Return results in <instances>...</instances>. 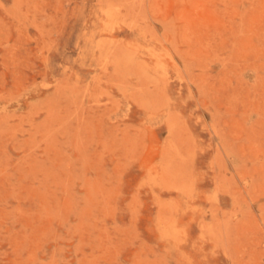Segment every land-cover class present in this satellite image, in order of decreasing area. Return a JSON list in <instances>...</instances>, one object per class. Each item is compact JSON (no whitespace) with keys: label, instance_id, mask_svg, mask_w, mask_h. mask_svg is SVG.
I'll return each mask as SVG.
<instances>
[{"label":"rangeland","instance_id":"obj_1","mask_svg":"<svg viewBox=\"0 0 264 264\" xmlns=\"http://www.w3.org/2000/svg\"><path fill=\"white\" fill-rule=\"evenodd\" d=\"M0 264H264V0H0Z\"/></svg>","mask_w":264,"mask_h":264}]
</instances>
